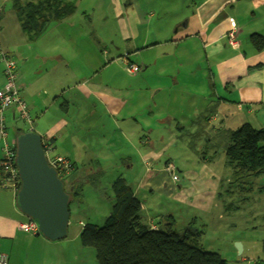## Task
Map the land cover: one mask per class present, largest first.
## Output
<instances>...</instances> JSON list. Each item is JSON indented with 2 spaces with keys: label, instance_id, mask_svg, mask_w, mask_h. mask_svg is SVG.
<instances>
[{
  "label": "crops",
  "instance_id": "0c3cea01",
  "mask_svg": "<svg viewBox=\"0 0 264 264\" xmlns=\"http://www.w3.org/2000/svg\"><path fill=\"white\" fill-rule=\"evenodd\" d=\"M68 1L75 8L63 18L52 19L50 28L59 33L37 39V44L43 41V48L35 56L40 59L35 67L25 66L23 61L29 58L17 49L19 44L0 34V48L11 47L5 51L17 61L31 126L41 119L49 121L42 140L52 141L54 153L71 159L74 169L68 177L72 181L84 177L79 175L82 159L98 157L92 146L97 127L102 126L107 144L102 160L117 157L131 145L136 153L126 151V157L140 158L143 169L135 193L150 222L159 223L164 216L163 196L176 199L182 185V169L177 167L180 177L175 182L166 170L171 157L161 159L166 143L177 145L184 137L197 147L217 127L231 124L236 113L242 116L239 125L250 122L264 128V49L257 50L251 39L253 33L264 35V0H191L192 11L183 17L167 10L164 1L117 0L107 15L111 20L100 25L85 13L87 8H81V0ZM230 17L239 26L236 48L227 36ZM17 22L15 30H20ZM23 36L25 41L28 37ZM156 50L163 52L154 54ZM126 56L139 59L142 69L124 72ZM81 60L87 61L90 74L81 72ZM19 118L16 107L6 110L11 124ZM219 121L222 124H216ZM30 130L37 132L35 126L26 131ZM129 163L134 170L137 162ZM27 219L17 204L16 190L3 185L0 176V250L9 254V264H63L66 257L61 258L57 240L20 228ZM240 244L241 254L251 249L245 240Z\"/></svg>",
  "mask_w": 264,
  "mask_h": 264
},
{
  "label": "rangeland",
  "instance_id": "374dc122",
  "mask_svg": "<svg viewBox=\"0 0 264 264\" xmlns=\"http://www.w3.org/2000/svg\"><path fill=\"white\" fill-rule=\"evenodd\" d=\"M21 1L27 2V0ZM116 1L81 0L80 3L81 8H87L85 13H89V18L93 17L96 24L100 25L104 23V20H111L107 15L112 12ZM159 1H164L162 5L167 10L176 12L182 17L192 11V7H189L191 0H157V2ZM149 3L150 0H144V4ZM14 6L13 0H0V34L2 35L3 32L6 40L10 39L14 44H19L17 49L23 51L24 55L29 58V60L23 61L25 66L35 67L40 62V59L35 58V56L41 55L43 48V41L37 44L39 43L38 41L50 39L51 36L57 35L59 30L53 32L55 27H50L54 25V21H51L47 30L39 38L32 40V42L28 38L23 41L22 35L25 37L26 34L21 28L20 30H15L18 23L17 19L19 21L20 19ZM110 17L118 20L116 15L110 14ZM87 22L84 20V23ZM3 25L5 28L2 31L1 27ZM37 39L40 40L37 41ZM29 45L32 46L28 47ZM3 48L1 49H11V47H6L5 45ZM169 51L172 50L170 49ZM161 52L163 51L156 50L154 54L161 55ZM172 53L175 54L173 51ZM144 56L148 57L150 54L144 53ZM131 60L129 59L128 61ZM132 61L137 63L142 69L139 59L136 58V61ZM78 64L83 67L81 72L90 74L87 71L88 63L86 60H81ZM125 64L123 71L128 73L127 60ZM114 67H117V65L115 64ZM3 72L4 63L0 60V77L2 75L5 76ZM183 76L184 80H186V75L183 74ZM4 80L6 82V77H4ZM236 115V119L231 124L229 122L221 128L217 127L218 129L215 131L212 130L213 133L210 139L205 140L206 138H204L203 142L197 143L196 149L193 148L194 143L189 145V140L187 141L184 137L177 145L174 142L166 143L161 159L164 161L171 157L177 167L179 166L178 168L182 169L180 173V183L182 185L176 199L175 197L167 198V196H163L165 207L162 214H172L175 217V230L182 231L189 224L203 228L202 244L204 248L220 252L227 259V264H262L261 261L264 260V177H241L239 179L240 175L239 177L235 175L226 157L229 133L236 126H239L238 121L242 120V116L238 113ZM11 122L12 120H7L8 139L13 142H15L18 128L29 130L35 126L37 132L44 138L43 128L49 126L47 119H41L38 123L34 121L33 127L30 122L28 123L22 119H18L12 124ZM219 122L216 124H222ZM109 130V126L104 129L106 132ZM96 131L92 146L95 148L96 154L98 153V157L92 159V161L88 159L80 161L84 166H82L83 168L79 174L84 176L80 179V181L82 180L83 198L81 201L76 199L70 203L68 235L66 238L56 241L61 252V258L66 257L63 264H98L95 248L85 246L78 232L81 231L82 224L86 222H93L99 226L104 225L113 202V181L117 177L123 176L135 187L143 170L140 167V158H134V161H131L126 157V151L136 153L131 145H127L128 149L118 152L117 157L113 155L106 160H102L100 156L104 153L105 150L103 149L107 147V144H105L101 135L102 126L97 127ZM209 132L206 129V133ZM128 160H130L129 162H137L134 170L131 163L127 162ZM106 162H108L107 166L104 164ZM69 180V177L64 178L65 186L68 185ZM250 186H253V188L250 190L244 189H249ZM225 200L228 202L225 203ZM193 217L197 219L195 223L191 222ZM240 240H245L251 245V249L246 253H240ZM244 256L245 260H243Z\"/></svg>",
  "mask_w": 264,
  "mask_h": 264
},
{
  "label": "trees",
  "instance_id": "16d2710c",
  "mask_svg": "<svg viewBox=\"0 0 264 264\" xmlns=\"http://www.w3.org/2000/svg\"><path fill=\"white\" fill-rule=\"evenodd\" d=\"M13 2L21 29L29 40L39 37L52 19L63 18L75 8L74 3L68 0H27L25 3L13 0ZM251 39L257 50L264 49V35L253 33ZM140 69L141 67L139 71ZM18 129L17 135L26 132ZM227 145L228 164L237 177L240 175L239 179L264 177L263 127L257 128L250 122H244L230 131ZM193 148L196 149L194 144ZM63 157L70 161L69 171L61 176L64 182V178L74 169V164L70 158ZM169 162L174 160L171 158L166 164ZM177 175L180 177L178 169ZM74 179L73 181L70 179L67 186L64 184L71 196L70 203L76 199L81 201L83 198L82 180ZM112 188L113 202L104 225L86 222L83 223L80 232L82 243L95 248L98 264H227V259L220 252L204 248L203 228L189 224L182 231L175 230V217L172 214L164 215L159 223H155L157 227L153 228V221L150 222L142 208L141 200L135 193V187L127 178L117 177ZM252 188L253 186L244 189ZM261 262L264 264V260Z\"/></svg>",
  "mask_w": 264,
  "mask_h": 264
},
{
  "label": "water",
  "instance_id": "95a60500",
  "mask_svg": "<svg viewBox=\"0 0 264 264\" xmlns=\"http://www.w3.org/2000/svg\"><path fill=\"white\" fill-rule=\"evenodd\" d=\"M16 163L22 180L17 204L28 217L39 223L38 234L56 241L68 234L70 193L55 167L48 162L42 136L34 131L16 137ZM240 248L241 244L239 242Z\"/></svg>",
  "mask_w": 264,
  "mask_h": 264
},
{
  "label": "built area",
  "instance_id": "2783aa9c",
  "mask_svg": "<svg viewBox=\"0 0 264 264\" xmlns=\"http://www.w3.org/2000/svg\"><path fill=\"white\" fill-rule=\"evenodd\" d=\"M229 21L231 27L227 33L228 41L231 46L236 48L240 45L238 22L234 17H230ZM0 60L4 63V74L6 77L5 84L0 87V176L3 185L9 186L18 192L21 188L22 180L16 163V143L8 139L9 132L7 128L6 110L14 106L18 110L20 119L32 123V118L29 115L28 104L22 96L18 83L17 61L1 48ZM124 60H127L129 72L136 73L139 71L140 67L137 63L128 61L127 56ZM43 147L49 164L56 168L59 176L61 177L67 173L70 169V161L63 156L54 154V147L50 141L43 142ZM166 170L171 174L175 182L179 180L174 162H169L166 165ZM152 227L156 228L157 225L153 223ZM20 228L32 232H39L40 230L39 223L30 217L27 221L20 223ZM0 264H9V254L5 251H0Z\"/></svg>",
  "mask_w": 264,
  "mask_h": 264
}]
</instances>
